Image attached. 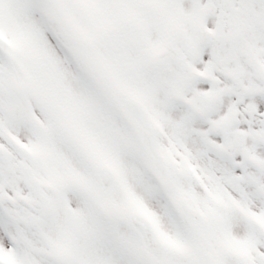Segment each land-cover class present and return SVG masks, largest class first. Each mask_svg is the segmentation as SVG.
Instances as JSON below:
<instances>
[{
  "label": "snow or ice",
  "instance_id": "snow-or-ice-1",
  "mask_svg": "<svg viewBox=\"0 0 264 264\" xmlns=\"http://www.w3.org/2000/svg\"><path fill=\"white\" fill-rule=\"evenodd\" d=\"M0 264H264V0H0Z\"/></svg>",
  "mask_w": 264,
  "mask_h": 264
}]
</instances>
